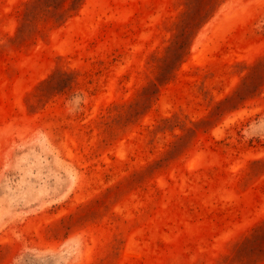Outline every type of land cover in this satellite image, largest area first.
Masks as SVG:
<instances>
[{"label":"rangeland","instance_id":"1","mask_svg":"<svg viewBox=\"0 0 264 264\" xmlns=\"http://www.w3.org/2000/svg\"><path fill=\"white\" fill-rule=\"evenodd\" d=\"M0 264H264V0H0Z\"/></svg>","mask_w":264,"mask_h":264},{"label":"crops","instance_id":"2","mask_svg":"<svg viewBox=\"0 0 264 264\" xmlns=\"http://www.w3.org/2000/svg\"><path fill=\"white\" fill-rule=\"evenodd\" d=\"M210 34V32H209ZM256 230L253 229H244L238 232L234 237H237V240H234V244H240L244 241V238L248 236H254L256 234ZM236 241V242H235Z\"/></svg>","mask_w":264,"mask_h":264}]
</instances>
